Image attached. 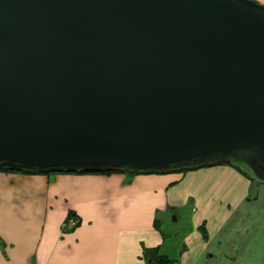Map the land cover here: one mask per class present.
<instances>
[{"label": "water", "instance_id": "water-1", "mask_svg": "<svg viewBox=\"0 0 264 264\" xmlns=\"http://www.w3.org/2000/svg\"><path fill=\"white\" fill-rule=\"evenodd\" d=\"M264 182V4L0 0V169Z\"/></svg>", "mask_w": 264, "mask_h": 264}, {"label": "crops", "instance_id": "crops-1", "mask_svg": "<svg viewBox=\"0 0 264 264\" xmlns=\"http://www.w3.org/2000/svg\"><path fill=\"white\" fill-rule=\"evenodd\" d=\"M54 174L0 171V264H264V182L242 165Z\"/></svg>", "mask_w": 264, "mask_h": 264}, {"label": "trees", "instance_id": "trees-1", "mask_svg": "<svg viewBox=\"0 0 264 264\" xmlns=\"http://www.w3.org/2000/svg\"><path fill=\"white\" fill-rule=\"evenodd\" d=\"M230 165H233V166H236V167L241 166L239 163H230ZM200 167H205V166H200ZM200 167H197V166H195V167H186V168H182V169H178V170H169L167 172H173V171H175V172H183V171H187V170H191V169H198ZM246 170H247V173L249 175H251L253 178L257 179L254 176V174L252 173V171L250 170L249 167L246 166ZM0 171H16V172L30 173V172H27V171H20V170L18 171V170H11V169H0ZM112 172H126V171L118 170V171H112ZM112 172L110 171V172H102V173H112ZM129 173L138 174V173H145V172L130 171ZM154 173H161V172H154ZM43 174H48V173H44L43 172ZM69 214L71 216H75L74 212H72V211L69 212ZM143 256L145 258L149 259L153 264H170V261L168 259H166V257L163 254L158 252V248H145L144 252H143Z\"/></svg>", "mask_w": 264, "mask_h": 264}, {"label": "built area", "instance_id": "built-area-1", "mask_svg": "<svg viewBox=\"0 0 264 264\" xmlns=\"http://www.w3.org/2000/svg\"><path fill=\"white\" fill-rule=\"evenodd\" d=\"M78 225V221L74 217H68L62 224V229L69 230V228H74Z\"/></svg>", "mask_w": 264, "mask_h": 264}, {"label": "rangeland", "instance_id": "rangeland-1", "mask_svg": "<svg viewBox=\"0 0 264 264\" xmlns=\"http://www.w3.org/2000/svg\"><path fill=\"white\" fill-rule=\"evenodd\" d=\"M257 1H259V2L262 3V4H264V1H262V0H257ZM239 164L246 168V166H245L244 164H242V163H239ZM95 173H96V172H95ZM70 174H71V173H70ZM154 174H156V173H154ZM51 175L54 176L55 174H54V173H51ZM170 219H171V225H172V226H177V225H178V223H173V222H172V220H173V216H170Z\"/></svg>", "mask_w": 264, "mask_h": 264}]
</instances>
